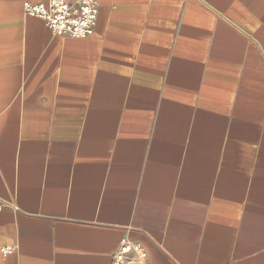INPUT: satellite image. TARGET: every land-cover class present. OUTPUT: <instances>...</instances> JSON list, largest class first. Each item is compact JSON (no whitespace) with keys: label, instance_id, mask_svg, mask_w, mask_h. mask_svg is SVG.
Here are the masks:
<instances>
[{"label":"crops","instance_id":"obj_1","mask_svg":"<svg viewBox=\"0 0 264 264\" xmlns=\"http://www.w3.org/2000/svg\"><path fill=\"white\" fill-rule=\"evenodd\" d=\"M0 0V264H264V0H99L54 35ZM13 248L5 255L1 250Z\"/></svg>","mask_w":264,"mask_h":264},{"label":"built area","instance_id":"obj_2","mask_svg":"<svg viewBox=\"0 0 264 264\" xmlns=\"http://www.w3.org/2000/svg\"><path fill=\"white\" fill-rule=\"evenodd\" d=\"M24 11L28 16L43 20L56 36L84 39L93 36L96 32L100 1L49 0L47 5L26 1ZM13 250V248H4L1 251L8 255ZM112 264L151 263L142 244L124 239L113 255Z\"/></svg>","mask_w":264,"mask_h":264}]
</instances>
